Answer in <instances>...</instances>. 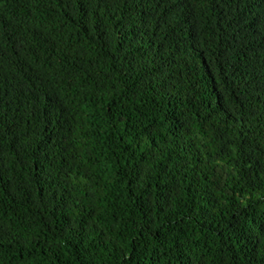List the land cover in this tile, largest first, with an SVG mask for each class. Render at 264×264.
I'll return each instance as SVG.
<instances>
[{"label": "trees", "instance_id": "16d2710c", "mask_svg": "<svg viewBox=\"0 0 264 264\" xmlns=\"http://www.w3.org/2000/svg\"><path fill=\"white\" fill-rule=\"evenodd\" d=\"M0 264H264V0H0Z\"/></svg>", "mask_w": 264, "mask_h": 264}]
</instances>
